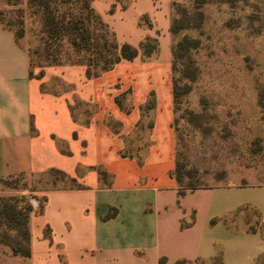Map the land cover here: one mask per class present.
<instances>
[{"label": "crops", "instance_id": "0c3cea01", "mask_svg": "<svg viewBox=\"0 0 264 264\" xmlns=\"http://www.w3.org/2000/svg\"><path fill=\"white\" fill-rule=\"evenodd\" d=\"M90 7L120 46L139 49L98 77L84 64L37 76L27 44L0 21V180L58 171L76 185L38 202L31 256L14 264H208L219 255L223 264H264V186L180 196L173 176L172 0ZM148 39L158 50L145 58Z\"/></svg>", "mask_w": 264, "mask_h": 264}, {"label": "rangeland", "instance_id": "374dc122", "mask_svg": "<svg viewBox=\"0 0 264 264\" xmlns=\"http://www.w3.org/2000/svg\"><path fill=\"white\" fill-rule=\"evenodd\" d=\"M63 2L52 7L73 21L87 16L83 0ZM172 11L173 127L183 188L264 186V0H172ZM0 19L27 44L37 76L49 66L89 59L66 33L47 39L42 10L31 0H0ZM69 186L55 173L0 180V198L25 213L49 190ZM1 223L0 238L22 234ZM13 258L22 257L0 244V264H14Z\"/></svg>", "mask_w": 264, "mask_h": 264}, {"label": "trees", "instance_id": "16d2710c", "mask_svg": "<svg viewBox=\"0 0 264 264\" xmlns=\"http://www.w3.org/2000/svg\"><path fill=\"white\" fill-rule=\"evenodd\" d=\"M121 3L122 7H126V1L116 0ZM38 6L42 10L43 14V33L46 35L47 39H56L61 37L63 33L71 45V47L78 53L88 52L89 59L84 61H77L73 64H84L87 66V75L89 77H98L101 74L110 71L119 62L126 60L132 61L139 55V49L133 48L130 45L120 46L114 35L108 29V27L95 15L90 7V0H83L84 11L87 13L86 17L82 19L73 21L69 13L60 14L59 6L52 5L55 4L54 0H31V4ZM64 4L71 3V0H64ZM114 8L112 9V11ZM68 20V23H67ZM90 20L94 22L98 27L99 31L103 33L101 37L96 35V32L92 30L90 25ZM1 21V19H0ZM2 22V21H1ZM172 31V29H171ZM48 44V43H47ZM140 50L142 51L145 58H150L158 50V44L156 40L148 39L141 44ZM175 88L173 85V97ZM152 101L149 102L148 107H152ZM178 164V163H177ZM57 174L67 179V177L58 171H53L49 174ZM48 174V175H49ZM173 176L179 183L181 187L180 196H183L189 191H194L201 187H190L183 188L182 177L178 172V166L173 172ZM73 186L75 181L68 179ZM33 212V207H28L26 212L18 211L16 205L12 203V200L0 198V222L6 227L12 228L14 230H20L22 232L18 238H11L8 235H3L0 238V244L8 246L14 256H19L22 258H29L31 256L30 250V231H29V219ZM113 214H109L107 218H110ZM212 223H215L213 221ZM15 226V227H13ZM264 258V257H263ZM217 261L218 264H223V257L219 255L213 262ZM212 262V263H213ZM208 263V264H212ZM160 264H166V259H161ZM176 264H192L186 261H179ZM207 264V263H201Z\"/></svg>", "mask_w": 264, "mask_h": 264}, {"label": "built area", "instance_id": "2783aa9c", "mask_svg": "<svg viewBox=\"0 0 264 264\" xmlns=\"http://www.w3.org/2000/svg\"><path fill=\"white\" fill-rule=\"evenodd\" d=\"M32 207H33L34 209L38 208V207H39L38 202H37V201H33V202H32Z\"/></svg>", "mask_w": 264, "mask_h": 264}]
</instances>
